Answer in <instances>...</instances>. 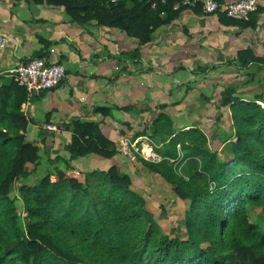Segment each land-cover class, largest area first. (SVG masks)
Returning a JSON list of instances; mask_svg holds the SVG:
<instances>
[{"label": "trees", "instance_id": "obj_1", "mask_svg": "<svg viewBox=\"0 0 264 264\" xmlns=\"http://www.w3.org/2000/svg\"><path fill=\"white\" fill-rule=\"evenodd\" d=\"M35 1L63 7L80 25L119 30L140 46L179 15L172 10L177 0ZM20 92L9 110L0 101L1 116L11 125L0 130V264H264V226L248 215V209L259 208L264 217V107L256 101L234 100L225 91L223 105L230 107L233 128L227 157L210 149L198 130L173 134L169 118L154 122L150 141L161 133L173 137L162 153L156 150L159 162L141 164L188 203L180 238L163 232L129 177L114 166L89 172L83 180L75 171L48 172L28 187L40 156L19 132L26 126L19 112L25 92ZM90 128L74 122L71 159L91 153L112 158L115 145L95 129L88 133ZM18 181L26 219L9 196Z\"/></svg>", "mask_w": 264, "mask_h": 264}, {"label": "crops", "instance_id": "obj_2", "mask_svg": "<svg viewBox=\"0 0 264 264\" xmlns=\"http://www.w3.org/2000/svg\"><path fill=\"white\" fill-rule=\"evenodd\" d=\"M234 1L217 0L221 6ZM172 10L179 15L140 46L119 30L72 22L60 6L0 0V34L9 38L0 53V101L9 110L22 97V88L11 85L10 70L35 57L62 65L65 78L57 88L29 101L24 96L19 107L26 123L19 132L38 147L39 171H75L83 180L89 172L114 166L152 213L175 205L171 208L182 210L183 220L187 202L141 163L131 164L118 152L110 159L94 153L71 159L68 149L74 122L116 147L121 138H150L154 122L165 116L173 134L198 130L210 149L228 156L233 128L230 107L223 105L225 91L234 100L264 107V0L241 22H226L221 12L204 15L200 0H177ZM45 124L60 130L48 134ZM5 125L11 126L0 113L1 131ZM172 137L161 133L151 140L158 150ZM28 179L35 182L34 172Z\"/></svg>", "mask_w": 264, "mask_h": 264}, {"label": "built area", "instance_id": "obj_3", "mask_svg": "<svg viewBox=\"0 0 264 264\" xmlns=\"http://www.w3.org/2000/svg\"><path fill=\"white\" fill-rule=\"evenodd\" d=\"M108 5H116L121 2L143 1V0H102ZM202 13L213 15L221 12L228 20L241 22L256 13L260 7V0H236L221 6L217 0H200ZM9 44L8 36L0 34V53ZM9 78L25 92L26 101L33 95L42 91L57 88L65 78V68L60 64L49 63L43 58H32L27 63L17 66L8 72ZM258 104V102H256ZM261 104V103H260ZM259 105V104H258ZM260 106V105H259ZM261 107L263 105L261 104ZM42 129L48 134L59 132L60 128L54 124H45ZM147 137L136 138L133 141L119 139L116 144V151L129 161L134 162L137 157L148 162H159L161 157L157 155L149 144ZM39 163L35 168L36 178L47 173L39 171Z\"/></svg>", "mask_w": 264, "mask_h": 264}, {"label": "rangeland", "instance_id": "obj_4", "mask_svg": "<svg viewBox=\"0 0 264 264\" xmlns=\"http://www.w3.org/2000/svg\"><path fill=\"white\" fill-rule=\"evenodd\" d=\"M148 139L150 141V138H148ZM159 141L160 142H163L161 139ZM157 143L158 142L156 141L155 144H157ZM149 144L153 147L154 152L157 155H159V153L156 152L154 142L151 140ZM162 149H163V147L160 148V149H158L157 151H161ZM214 150L216 151V149L213 148V151ZM223 151L225 153H227V150L225 148H224V150H222V152ZM161 153H162V151H161ZM127 161L129 163H131V164L138 163V162L141 163V159L139 157H137L134 162H131L128 159H127ZM184 164H185V161L182 163V165H184ZM54 172H56V171H54ZM36 180H37V178H36ZM26 184H27L28 187H30V186H33L34 185V182L30 181L27 178ZM19 186H20V181L16 182L14 185H12V187H11V189L9 191V196H10L11 199H14L15 200V203L14 204L16 205L17 210L19 209V211L21 212V217L24 218V219H26V214L22 211L23 210L22 209L23 208V202H22V200H21V198H20V196L18 194ZM185 205L187 206L188 203H185ZM169 206L167 208H165V207H161L160 208L159 207L160 208V211L157 212V214L155 215L156 221L158 222V225L160 226V228L163 230L164 233L168 234L169 236H175V237L184 238L185 237V231L183 229L182 213H181L183 211L181 210V212L180 211L177 212V211H175V209L171 208V207H176L175 205H171L170 207ZM159 208H157V209H159ZM248 215H249V220L251 222H253V223H259L262 226H264V217L260 214V209L259 208L248 209Z\"/></svg>", "mask_w": 264, "mask_h": 264}]
</instances>
